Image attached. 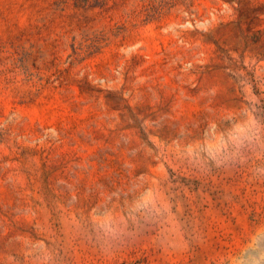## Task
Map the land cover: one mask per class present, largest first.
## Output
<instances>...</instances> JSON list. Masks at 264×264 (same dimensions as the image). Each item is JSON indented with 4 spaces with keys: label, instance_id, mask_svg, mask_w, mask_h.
<instances>
[{
    "label": "rangeland",
    "instance_id": "rangeland-1",
    "mask_svg": "<svg viewBox=\"0 0 264 264\" xmlns=\"http://www.w3.org/2000/svg\"><path fill=\"white\" fill-rule=\"evenodd\" d=\"M264 264V0H0V264Z\"/></svg>",
    "mask_w": 264,
    "mask_h": 264
},
{
    "label": "trees",
    "instance_id": "trees-1",
    "mask_svg": "<svg viewBox=\"0 0 264 264\" xmlns=\"http://www.w3.org/2000/svg\"><path fill=\"white\" fill-rule=\"evenodd\" d=\"M118 264H141L140 260L122 261Z\"/></svg>",
    "mask_w": 264,
    "mask_h": 264
}]
</instances>
